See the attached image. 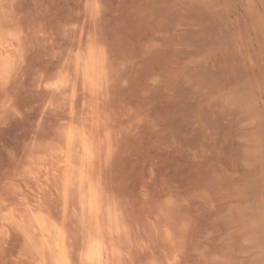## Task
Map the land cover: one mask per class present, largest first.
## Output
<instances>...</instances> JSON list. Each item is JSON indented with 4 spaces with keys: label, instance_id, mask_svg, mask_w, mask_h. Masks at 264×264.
<instances>
[{
    "label": "rangeland",
    "instance_id": "1",
    "mask_svg": "<svg viewBox=\"0 0 264 264\" xmlns=\"http://www.w3.org/2000/svg\"><path fill=\"white\" fill-rule=\"evenodd\" d=\"M10 32L0 264H41L11 219L33 204L82 264L97 222L68 190L69 151L120 219L122 264H264V0H0ZM74 131L92 160L72 151Z\"/></svg>",
    "mask_w": 264,
    "mask_h": 264
},
{
    "label": "bare ground",
    "instance_id": "2",
    "mask_svg": "<svg viewBox=\"0 0 264 264\" xmlns=\"http://www.w3.org/2000/svg\"><path fill=\"white\" fill-rule=\"evenodd\" d=\"M4 36L2 37L0 35V73L9 64L10 58L12 57L11 55L16 50H18V48L20 46L19 39H15V37L13 35H11V32H10V35L8 37L6 36V38H4ZM8 66H7V68H8ZM102 67H103L102 60L96 59L94 56H92L90 58V61L88 63V71L86 70V72L88 73L87 77L92 79V80H90V82L88 81L89 83H91L93 80H95L96 77L100 76V74L102 73ZM3 78H5V77H3ZM80 130H81V128H80ZM68 131L72 132V130H69V129H68ZM89 131H91V130H89ZM87 133H89V132H87ZM90 133L92 134L93 132L91 131ZM85 134L78 136V134L76 135V132H75V134L73 133L70 136L68 135L69 137H67V136L66 137L69 138V142L71 143L70 145H73L72 151H74L76 153H78V152L82 153L81 155H83V156L79 155L80 158L83 157L85 160L89 159V161H90V160H92V157L94 156V146H95L94 143L95 142H93L92 137L86 136ZM89 134H87V135H89ZM62 145H63V143H62ZM70 145H68V146H70ZM58 148L61 149V146ZM65 149L68 150V148H65ZM70 149H72V148H70ZM61 150L63 151V149H61ZM96 150H98V149L96 148ZM51 151H54V148ZM54 152H56V151H54ZM64 153H65V151H64ZM62 154H60V155L57 154V155L61 157ZM64 156H66V155H64ZM67 156H68L67 157L68 159L64 160V161H67L68 163H67V166L65 167L64 171L66 173L65 176H66L67 183H68L67 187L71 186L72 188H70V189H68L67 187L66 188L70 191L76 190L80 193L82 208L84 210L89 209L93 214V218L96 220L94 222L95 223L97 222V228H96L95 233H93V235L90 234V236H91L90 239L88 238L89 237V234H88V237H87L88 238L87 241L89 240L88 245H87L85 251L81 252V253H83V255L81 257L82 264H122L123 262L125 263V260L123 261L122 254L120 252V248H119L118 244H115L114 241H112L115 238L120 236L119 230H118V221L120 219L118 220V218L115 217L116 213L113 212V209H109V210L105 209L104 204L100 200L99 190L97 187H95V185L91 186V184H90V187L88 186L89 190L88 191L85 190L86 184H88V182L91 180V179L89 180L87 165L82 160H81V163H79L76 159H73L72 158L73 156L71 155L70 151L67 153ZM64 158H66V157H64ZM64 158H61V160ZM55 159H56V156H55ZM55 159H53V160H55ZM57 159H59V157H57ZM47 162H49V161H47V159H46V163ZM92 163L93 162L91 161V165L93 167ZM43 166L46 167L45 164ZM60 166L61 165H59L58 167L60 168ZM52 168L55 169V167H52ZM94 168H95V166H94ZM49 169H51L50 166H49ZM53 169H51V170H53ZM63 172H62V175H63ZM90 173H92V172H90ZM90 177H91V175H90ZM93 178H94V176H93ZM92 180H95V179H92ZM62 182H63V180H62ZM65 182H66V180H65ZM93 182L94 181H92V183ZM99 186H100V184H99ZM2 195H4V194H2ZM38 197H40V196H38ZM78 201H80V200H78ZM7 202L8 201H6V204H7ZM44 203H45V200H44ZM1 208H2V206H1ZM7 208H8V206H7ZM19 208H22V206ZM24 208H25V213L27 215H29L28 218H26V216H27L26 214L11 213L12 223H15V225L20 230V232L19 231L18 232L22 233L24 235L25 240L28 242V244L30 243L31 247L34 250V253L37 255V257H39L38 259L40 260V263L41 264H74L72 259L70 258L68 248L66 247V243H65L66 235L63 231L64 229L61 228L60 225L56 221H54L46 213V211L42 208L41 205L33 204V205H29V206L24 207ZM9 209H11V208H9ZM2 210L3 209H1V211ZM13 210H15V209H13ZM5 211L7 212L8 210H5ZM15 211H17V210H15ZM10 212L11 211H9V213ZM5 214L7 215L8 213H5ZM85 214L87 215L88 213H86V211H85ZM7 216H9V215H7ZM4 217H5V215H4ZM105 217L108 221L106 223L109 225V227H107V232H105L103 229V227H104L103 226L104 225L103 220ZM94 219H92V223H93ZM87 221H88V219H87ZM2 222H4V220ZM93 229H95V228H93ZM109 239H111V242H108Z\"/></svg>",
    "mask_w": 264,
    "mask_h": 264
}]
</instances>
